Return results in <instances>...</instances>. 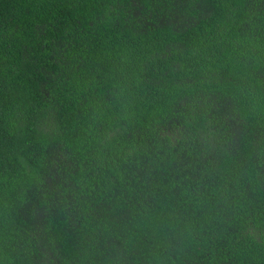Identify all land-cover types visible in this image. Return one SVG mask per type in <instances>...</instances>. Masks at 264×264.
<instances>
[{
    "label": "trees",
    "instance_id": "16d2710c",
    "mask_svg": "<svg viewBox=\"0 0 264 264\" xmlns=\"http://www.w3.org/2000/svg\"><path fill=\"white\" fill-rule=\"evenodd\" d=\"M0 264H264V0H0Z\"/></svg>",
    "mask_w": 264,
    "mask_h": 264
}]
</instances>
